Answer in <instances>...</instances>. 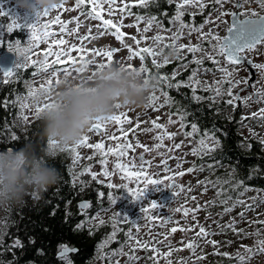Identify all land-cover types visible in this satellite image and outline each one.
Listing matches in <instances>:
<instances>
[{
    "label": "rangeland",
    "instance_id": "374dc122",
    "mask_svg": "<svg viewBox=\"0 0 264 264\" xmlns=\"http://www.w3.org/2000/svg\"><path fill=\"white\" fill-rule=\"evenodd\" d=\"M150 0H147V4ZM208 7L201 11L198 8H188L185 11V14H190L191 12H195L199 15V22L195 25H199L204 23L203 31L205 33L212 31L214 34L220 36L221 38L226 37L228 28L230 26V18L231 15H225L221 20H216L215 12L217 8H220L221 11L226 13H232L236 11V4L237 0H227L223 5H214L212 0H206ZM60 4H63L62 8H56L54 11L49 13L48 16L43 17L40 20V24H48L49 28L48 31L55 32L57 35L50 37L48 41L41 42L38 48H34L33 52L40 53L41 55H33V59H43L42 53L47 50L48 43L50 40L53 39H66L69 44H76L78 47L81 46V41L78 37L84 36L88 34L89 28L91 29L90 39L83 41V47L89 51H100L105 52L109 49L115 48L119 49L118 52L114 53L113 63H119L124 67H128L129 65L135 67L137 70L144 64L139 58H134L129 60L128 57L130 53L123 45L115 39V37L111 34V32H106L102 28H97V24L100 23L99 21L90 18L87 13L90 10V6L84 5L80 8L76 9V0H60ZM124 4H128L129 7L124 10L120 11L119 9L123 8ZM15 0H0V8L2 11L7 12L9 15L0 16V40H3L4 45L0 47V54L9 53L7 51V44L12 43L13 46L16 44L15 42L10 40L9 34L7 32V26L12 22L14 17L18 18L22 24H33L36 22L37 17L34 15L25 12L23 9H18L15 6ZM134 6H139L140 4L138 0H116V5H109L105 3L103 15L106 19H113L114 22L118 23L121 18H123V25L122 32L125 33V42L136 49V45L134 42L129 38L131 36H136L137 38L140 37V33L138 32L136 27H127V25H133L138 23L137 17H142L143 19L139 21V28L142 30L147 26V21L150 18H153L152 14L150 13H143L140 14L137 9H134ZM110 7L117 8V11L114 15H108V9ZM75 9V10H72ZM136 10L137 12L133 11ZM246 9L256 10L262 14L264 10L259 8V5L252 0L251 3L245 4L244 8H241L240 12L245 11ZM131 11V12H130ZM135 13V15H133ZM139 13V14H138ZM59 16L62 22L72 21L67 25L68 33H72V30L76 28V21L75 18L79 17L80 22V30L79 33L76 34H61L60 24L52 23L55 18ZM211 16L213 19V23H206L208 17ZM156 18V17H155ZM157 23H154L151 27V30L146 33L147 41L142 42L139 47H149L154 46L152 37L156 35H161L165 37H171L174 32L177 31L178 23L176 25L173 24V19H169L168 26H164L161 22H159L156 18ZM186 23V19H184ZM187 24V23H186ZM170 29V31H169ZM18 31V33H22V31L26 32V36L23 40H20L21 46H27V42L30 39V30L28 28L23 29H15L14 31ZM43 31V29H41ZM91 37H95L94 39ZM165 43H171V40H166ZM180 44L188 45L191 44H198L201 41L198 39V34L193 33L191 36L187 34V30H185V34L183 38L179 41ZM67 48V45L64 46ZM203 47L205 52L211 53L212 48L211 44L208 41H203ZM163 48V44L160 45L156 51H160ZM55 51V47L53 48ZM164 55L168 56L170 61L169 64L174 65L173 71H178V76H180L183 72L186 74V80L180 79L179 81H187L188 77L191 75V72L194 68L198 66L194 63H191L193 60V54L188 53L186 50L182 52L181 58L177 59L175 56L169 54V49L163 48ZM215 55V53H212ZM71 56L76 58L79 56V53L72 52ZM250 58L256 61V63H264V45L259 47L258 49L252 50L249 53ZM196 58H203L202 53H197ZM17 59V57H16ZM216 59L220 61L219 65L215 64L212 60L204 59L202 65L199 66L200 71L198 72V79L201 81V87L196 89L195 95L199 96V92H206L203 90V85H213L216 81L223 79V73L220 71V67H230L224 57L216 56ZM150 60V59H149ZM158 62L163 60V56L157 57ZM51 61V58H50ZM16 62V60H15ZM14 62V65H15ZM101 63H107V58L104 56L94 57V62L87 65L84 71L77 72L75 68L82 67L79 63L72 68L71 74L65 77L64 72L61 70L59 79L61 82L65 78H71L74 80H83V78L88 76H93V73L100 71L98 67ZM168 64V65H169ZM13 65V67H14ZM182 65H187V68L182 67ZM12 67V68H13ZM56 68H62L63 66H54ZM69 67H72L69 65ZM27 69H30L27 71ZM207 71H204V70ZM1 70V69H0ZM34 67L29 66L28 68H22L16 70L17 72H21L22 75H25L26 78L23 80L21 85L22 92L15 95L13 98L15 99V113L16 119H21V110H20V103L16 101L17 96L21 98L24 103H28L31 105L30 108L23 110V115L29 116V120L24 122V124H33L39 121L35 118V106L37 103L43 104L48 102L44 96H40L39 100H32V99H25L28 93V85H31L33 88H39L40 84L45 82L47 79L52 78L51 72L42 73L37 76H33ZM172 71V72H173ZM146 74V73H145ZM145 74H143L145 76ZM260 75V72H259ZM29 76H32L29 78ZM176 77V78H177ZM249 75L242 67L236 66V71L234 73L233 79L234 80H241V81H248ZM0 79H3V73L0 71ZM14 75L9 77L8 80L13 81ZM8 82V83H9ZM244 84L241 83L238 87L233 88V94H237L238 90L241 89ZM3 83H0V87ZM60 85V84H59ZM59 85L53 82L52 89H51V99L54 98L55 90L59 87ZM256 89L260 87H264V79H261L259 76V80L254 84ZM223 89H227L229 85L224 83L222 85ZM166 90L163 89H155L152 92V95L158 98L156 101L157 105L164 104L163 107H160L159 110H154L149 105L145 109H139L135 107H128V108H117L112 115H118L120 113H125L128 119L132 120V124H125L124 129L128 132L127 139L130 140L133 145L136 144L137 140L149 147L153 148V146L158 142L154 139V137L160 134L161 130L157 129L155 131H145V129H151L153 125L150 123L152 120H157L160 124L168 125L169 118H171L174 123L168 125L167 131L169 133H177L174 140L170 141L165 139L163 141L164 147L160 148L157 151H150L144 152L143 149L137 148L135 152L129 150L128 156L124 158L125 162L131 157H140L143 156L145 160L152 161L151 167H146L144 171L152 178L165 181L164 184L161 185H145L144 178L141 177L137 178H128L121 180V173L115 172V174L111 178L99 177L100 180H104L105 183H99L98 185H94L98 191H102L105 193V198L108 199L109 194L116 197L117 202L115 204H110L109 201H103V203L98 204L97 207H93L94 212L92 213V217L86 219L89 226L96 227L99 225L98 220H94L93 218L97 214V208L103 207L106 209L105 211H100V217L105 220V225L109 226L108 234L102 236V240L98 244L97 250L94 253L93 260H91L90 264H115V261H119V264H129L127 256H115L111 255L112 252L116 251L117 249L121 248L123 245L128 243L127 240V233L129 231L132 232L133 236L137 239L149 242V241H164L165 233L169 232L172 227H177L178 229L184 228L188 229L189 227L193 228V231H177L176 233L170 235L167 241L164 243H155L153 246L159 248L160 253H167L170 250L172 251V255L165 258L163 255L158 257V264H167V260H171L172 264H228V258L222 255H213V252H220L224 253L227 251L230 255L233 253H237L234 251L238 247V243L232 244V242L228 243V240H224L222 230L224 229L223 226L228 225L229 223L235 220L236 222V229L237 232L232 231L233 238H241V242L246 247H255L256 242L259 239H264V191L244 186L247 188V191L241 192L239 188H231L228 185H224L227 194L232 197V200L229 201L227 206H231L232 202L235 200L243 199L247 203H252V198L256 197L255 206L252 210H245L242 206H236L230 212H225L226 205L222 204L220 200L222 197H217L216 193L218 188L212 187L211 184L202 185L199 184L198 181H215L217 178H226L223 176H214V173H217L218 170L214 167L213 170H209L208 163L204 161L207 157L203 156H194L191 154L192 148L198 143V140L203 136V134L195 133L192 137H185L183 135L184 132H190L191 129L186 130V128H181L179 123V115L177 113L171 112V106L165 104V97L163 95L164 92L168 93L170 97V91L174 90V88H168L165 84ZM191 89V88H189ZM192 90V89H191ZM209 94L208 97H211L212 100L222 105V109H219L225 113L227 118L229 119L235 118L238 119L240 122V129L242 130V134L246 140H257L261 141L264 139V120H261L258 117H253L251 114L253 112H259V110L264 107L262 102L259 103H251L249 101V106H244L243 109L241 108L240 111L234 113V110L238 108L237 101L235 105H228L226 103L227 99L229 98L227 95L225 96H216L214 92L207 91ZM151 95V97H152ZM193 95V92H192ZM247 109V110H244ZM246 117V119H245ZM22 120V119H21ZM137 120H139V128H136ZM108 125V132L107 135H97L95 132H90L89 130L85 133V135L90 137V143H98L101 140L104 141L105 147L115 146V141L109 140L108 136L115 134L116 136L120 137L121 132L118 130V126L111 123L110 121L106 122ZM186 123V122H185ZM187 124V123H186ZM16 124H14L15 126ZM243 126V127H242ZM120 143H124V139L122 138ZM182 143V147L180 149H175L171 152L167 151L168 148H171L173 144ZM74 145H69L72 147ZM264 144H262V147ZM81 159L74 163V157L71 152H68L71 156L73 164L76 168L81 166H92V171L100 173L103 170V166L100 165L99 160L101 157L95 155L94 149H88L86 147H81L79 149ZM160 153V154H158ZM163 154V155H161ZM88 156H93L94 159L89 161L87 159ZM173 157H179L182 161H185L182 164V168L176 169V164L178 160ZM167 158V165L170 166L173 171L172 172H165L163 160ZM116 160L115 157L109 156L108 157V170L115 171L114 169V161ZM137 163L139 164V159H137ZM196 166L199 168L200 166L204 167V171H195L193 173H187L183 177H176L175 181L179 182V186H183L184 191L174 187L170 190V185L173 181L167 180L166 177L173 176L175 172L178 171H185L190 167ZM138 170V169H135ZM108 182L114 183L116 185L126 184L133 189V191L139 190L143 192L145 195L140 199L137 200L134 196H132L131 192L128 191L127 188H115L110 189L106 186ZM207 187V192L204 191V188ZM191 191H188V189ZM97 198H98V192ZM192 197L196 199L193 200ZM152 201H156L160 206L156 208H152L151 204ZM215 201V203H212ZM101 202V201H100ZM141 207L149 209L148 212H141ZM199 207V211L195 213V218L193 215L190 214L185 217L183 212H176L175 209L180 208L184 209L187 208L189 210L196 209ZM81 210V209H80ZM245 212V219H240V213ZM116 213L125 214L128 216V220H117L113 221L112 217ZM156 217V219H152ZM171 218L173 221H179L178 224L176 223H168L166 225H162L161 221L164 219ZM202 225L209 233H215V235H210L207 237V240H215L217 241V247L213 248V246L206 242L205 238H200L196 236V233L199 231L197 227ZM113 225L117 230V234L119 232H123V237L120 235L116 236L115 241L110 242L106 248L103 250L100 249L99 245L111 234L113 231ZM125 225V226H124ZM123 227V228H122ZM122 229V231H121ZM138 229V231H137ZM259 232L260 235L256 236L255 233ZM239 233V235L237 234ZM189 241H195L198 244V247L195 249V254H193L190 250L186 248V245ZM182 249V250H176ZM225 249V250H224ZM130 249L128 247H124V252H129ZM155 255L151 251H144V250H137L135 252V256L138 259L134 262V264H154V261L151 257ZM203 256V259H198L199 257ZM71 259V258H70ZM264 259V257H261ZM64 262V261H63Z\"/></svg>",
    "mask_w": 264,
    "mask_h": 264
},
{
    "label": "snow or ice",
    "instance_id": "6c2138e0",
    "mask_svg": "<svg viewBox=\"0 0 264 264\" xmlns=\"http://www.w3.org/2000/svg\"><path fill=\"white\" fill-rule=\"evenodd\" d=\"M139 4L141 6L147 5V0H138ZM169 3H175L176 4V14L173 17V24L176 25L178 23L177 31L172 34L171 37H165L161 35H156L152 37L153 45L149 47H139L142 42L147 41L146 33L151 30V27L154 23H157L156 18H150L147 21V26L144 29L139 28V21L142 20V17H137L138 23L133 25H127V27H136L138 32L140 33V37L137 38L136 36L129 37L134 44L137 46L134 50L133 47L125 42V33L122 32L123 25V18L116 23L113 21V19H106L103 15L104 11V5L105 3L109 5H116V0H76L75 8L78 9L81 6L88 5L90 6V10L87 13V15L99 21L100 23L97 24V28H102L106 32H111V34L115 37L117 41H119L124 48L128 50L130 53L128 59L132 60L134 58H139L142 62H145L142 64V66L137 70L135 67L129 65L127 68L124 67L126 70L139 72L141 74H148V77L151 78V72L149 71L147 67V61L150 59L151 65L154 69L157 70V73H159V70L167 66L170 61L168 59V56L164 55L163 48L169 49V54L175 56L177 59L181 58L182 52L187 51L188 53L193 54V60L191 63H194L197 65V68H194L191 72V75L188 77L187 81H177L176 77L179 74L178 71H173L171 74H163L158 75V81L162 84H166L168 88H174L176 90H179L180 88H191L193 95L192 99L199 102L201 99H203L200 96L195 95L196 89L201 87V81L198 79V72L200 71L199 66L203 64L204 59L212 60L215 64L219 65L220 61L216 59V56H221L225 58L226 63L230 67H220V71L223 73V79L216 81L213 85L204 84L203 90L204 91H212L215 93L216 96H225L227 95L229 98L227 99L226 103L228 105H235L236 101H243L244 106H249V101H252L254 96L256 98V102H264V87H260L259 89H256L255 86H253L254 92L252 95H248L245 97H240L238 94H233L232 89L238 87L241 83H247V81H241V80H234L233 76L236 71V66L241 65L242 63H251V61H246L245 54L248 52H251L252 50L256 49L258 45H264V15H261L260 12L256 10L246 9L243 12H232V13H226L220 10V8L216 9L215 12V18L216 20H221L223 16L225 15H231L234 20L233 23L229 26L228 32L229 35L226 37L221 38L220 36L214 34V32L209 31L205 33L203 31L204 29V23H201L199 25L195 24H186L183 21V16L185 14V11L188 10V8H198L201 11H203L205 8L208 7V4L206 3V0H168ZM214 5H223L227 0H212ZM252 0H237L236 7L237 8H244L245 4L251 3ZM255 2L259 5V8L261 10H264V0H255ZM63 4H60L57 6V8H62ZM129 7L128 4H124L123 8L119 9L120 11H124ZM75 10V9H72ZM117 11V8L110 7L108 9V15L112 16ZM9 15L7 12L2 11V8H0V16ZM49 12L47 10L44 11L41 18H37L36 22L33 24H22L18 18L14 17L12 22L7 26V32L12 33L15 29H23L28 28L30 30V39L27 42V46H21L20 42L17 41L15 46H13L12 43L7 44V51L9 53H13L17 59L15 62V65L10 70H0L3 73V79H0V83L6 84L9 82L8 78L12 77L16 70L22 69V68H28L30 65L34 67L33 76L40 75L42 73L51 72V77L47 79L45 82L41 83L39 88H33L31 85H28V93L27 97L25 99H32V100H39L40 96H44L45 99L48 102H45L43 104L37 103L35 106V118L39 119V116L41 113H43L45 110L51 108L53 106V101L51 99V89L53 82L55 81V84L59 85L61 83V80L59 79V75L61 70L64 72L65 77L71 74L72 68L75 67L78 63L82 65V67L75 68L77 72H82L85 70L87 65L94 62V57L104 56L107 58V63H101L98 65L100 70H103L105 67L109 66L113 60V56L115 52H118L119 49H109L105 52L100 51H89L86 50L83 47V41L90 39L91 29L89 28L88 34L84 36L78 37L81 41V46L78 47L76 44H69V42L66 39H53L50 40L48 43V48L45 50L42 55L43 59H33V55H41L40 53L33 52L34 48H38L39 44L41 42L48 41L50 37H53L57 35L55 32L48 31L49 25L44 24L41 25L39 22L40 20L48 16ZM193 18L195 17V13L192 14ZM237 16H240L242 18L235 19ZM76 21V28L72 30V33H68L67 25L69 23H72V21L68 22H62L60 17L57 16L55 20L52 22L54 24H60L61 34H76L79 33L80 30V22L79 17L75 18ZM206 23H213V19L211 16L208 17L206 20ZM157 26L159 27V24L157 23ZM43 29V31H41ZM185 30H187V34L191 36V34L196 33L198 34V39L201 41V43L198 44H191L188 45L180 44L179 41L183 38L185 34ZM170 31V29H169ZM95 38V37H91ZM166 40H171V43H165ZM203 41H208L211 44L212 52L208 53L205 52L203 47ZM163 44V48L158 52L156 51L157 48L160 47V45ZM4 42L3 40H0V47H3ZM67 45V48L64 46ZM55 47V51L53 48ZM72 52L79 53V56L76 58H73L71 56ZM197 53H202L203 58H196ZM212 53H215L213 55ZM158 56H163V60L159 61L157 60ZM51 58V61H50ZM3 59V54H0V60ZM63 66L62 68H56L54 66ZM71 65L72 67H69ZM182 67L187 68V65H182ZM253 68L258 70L260 72V78L264 79V63H256L252 65ZM204 71H207L206 69ZM96 73H93V76ZM224 83H227L229 87L227 89H223L222 85ZM165 97V104H168L171 106L173 104L172 98L168 96L167 92L163 93ZM157 97L155 94L151 97L150 107H152L154 110H159L160 107H163L164 104L157 105ZM16 101L20 103V110H21V119L24 122H27L29 120V116L23 115V110L28 109L31 107L30 104L24 103L19 96H17ZM3 106L7 107L8 102L2 101L0 102ZM118 109L121 107L119 104L116 106ZM179 115V123L180 127L186 128L189 125L185 123L186 119V113L184 111H178L177 113ZM253 117H258L261 120H264V107H262L259 112H253L251 114ZM159 118H157L158 120ZM246 119V117H245ZM157 120H152L150 123L153 125L151 129H145V131H155L157 129L161 130L160 134L156 135L154 139L158 141L153 148H149L143 144H141L138 140L135 145L127 139L128 132L125 131L124 125L125 124H132V120L127 118V115L125 113H120L118 115H111L107 118H98L97 121L92 125V127L89 129L90 132H95L97 135H107L108 132V125L107 121H110L111 123L118 126V130L121 132V136L118 137L115 134L108 136L109 140L115 141V146H109L105 147V143L103 140H101L98 143H90V137L87 135H84L82 139L75 144L72 147L69 146H61L58 142L50 140L48 142V148L50 151H52L54 154L57 151L60 152H71L74 157V163L78 162L81 159L79 149L81 147H86L88 149H94L95 155H98L100 158L99 163L103 166V170L100 173L93 172L92 166L89 165L85 167L80 173L73 172V185L76 183H80L83 185V181H78L76 179L77 176H84L85 174H88L91 176V179L93 181H97L99 183H105L104 180H100L99 177H105V178H111L115 172L121 173V180L128 179V178H144L145 185H161L164 184L165 181L158 180V179H152L145 171L144 169L146 167H151L152 161L145 160L143 156L140 157H131L126 162L124 160L125 157L128 156L129 150L132 152H135L137 148H141L144 150V152H150V151H157L164 147L163 141L165 139H168L170 141L174 140L177 133H169L167 131L168 125L174 123V121L169 118L168 125L160 124L157 122ZM139 120H137L136 128H139ZM191 131L190 132H184L183 135L185 137H192L195 133L198 132V126L196 123H191L190 125ZM124 139V143H120L119 141L121 139ZM14 140H16V137H13ZM182 143L173 144L171 148H168L167 151L171 152L173 148L180 149L182 147ZM261 144H264V139H261ZM244 147L250 148L251 145H243ZM220 147V141L212 134L204 133L203 136L198 140V143L192 148L191 154L194 156H200L203 158V156H211L212 159H215V157L212 155L215 153L218 148ZM160 154V153H158ZM163 155V154H161ZM112 156L115 157L116 160L114 161V169L115 171H109L108 170V157ZM178 160V163L176 164V169L182 168V164L185 161H182L179 157H173ZM87 159L89 161L93 160V156H88ZM137 159H139V164L137 163ZM164 170L165 172H172L173 169L167 165V158L163 160ZM209 170L214 169V165H208ZM138 169V170H135ZM195 171H204V167L200 166L197 168L196 166L190 167L185 171H178L175 172L173 176L166 177L167 180L173 181L172 184L168 185L169 187H177L175 185V178L176 177H183L187 173H193ZM199 184L202 185H208L211 184L212 187L218 188V191L216 193L217 197H222L220 202L225 207V212H230L235 208L236 206H242L245 208V210H252L255 206L256 197L252 198V203H247L243 199L235 200L232 202L231 206H227L229 204V201L232 200V197L227 194V191L225 190L224 185H228L231 188H239L241 192L247 191L248 189L244 187V181L238 180L235 177L234 172L232 174H229L226 178H217L215 181L205 180V181H198ZM106 186L110 189H115L117 187L119 188H127L129 192H131L132 196H134L137 200H140L145 194L139 190L133 191L131 187H129L126 184L116 185L114 183L108 182ZM181 191H184L183 186H179ZM207 187L204 188V191L207 192ZM188 191H191L189 188ZM35 196V195H33ZM105 198L104 192L98 193V199L101 201V204L103 203V200ZM193 200H195V197H192ZM108 200L110 204H115L117 202L116 197L109 194ZM212 203H215L213 201ZM160 205L156 201H152L151 207L156 208ZM78 207L83 211L85 209H88L92 207V205L88 202H82L78 205ZM103 207H100V209L97 211L96 216L93 218L94 220L99 221L98 226H104L105 220L100 217V211H105ZM149 209L141 207V212H148ZM176 212H183V215L187 217L190 212L193 215V218H195V213L199 211V207L196 209H175ZM119 218L120 220L127 221L128 216L121 213H116L112 220L115 221ZM152 219H156V217H153ZM240 219H245V212L242 211L240 213ZM168 223H176L178 224L179 221H173L171 218H168L166 220H162L161 224L166 225ZM264 223V222H262ZM78 229L83 228L84 225L80 224L77 226ZM197 227H199V231L196 233L197 237L205 238L206 242L211 244L213 248L217 247V241L215 240H207V237L210 235H215V233H209L204 227L199 226L197 224ZM226 229H230L233 232H237L236 229V222L233 220V222L229 223L226 226H223ZM193 231V228L189 227L188 229L177 227H172L169 232L163 234L164 235V241L168 240V237L177 231ZM138 231V229H137ZM239 235V233H237ZM256 236H259L260 233L256 232ZM117 236V230L115 228V225H113V231L111 234L99 245L100 249L106 248V246L112 242L115 241ZM127 240L128 243L123 245L121 248L117 249L116 251L112 252L111 255L113 257L115 256H127L129 264H134V262L138 259V257L135 256V252L137 250H144V251H151L155 255L151 257V259L154 261V264H158V257L163 255L165 258L172 255V251L170 250L167 253H160L159 248L153 246L155 243H164V241H149L144 242L139 239H137L135 236H133L132 232L129 231L127 233ZM31 243H35L34 241H31ZM230 243V242H229ZM12 248H18L22 249L24 247V244L20 239H15L12 246ZM124 247H128L130 249L129 252H124ZM198 247V244H196L195 241H189L186 245V248L190 250L193 254H195V249ZM176 250H182V249H176ZM76 249L68 247L66 245H62L59 250V258L60 260L64 261V264H72V261L70 259L69 253L75 252ZM264 253V239H259L256 242L255 247H246L243 249L242 252H237L235 254V264H250V260L252 257L256 254ZM213 255H222L229 259L230 264L233 260V257L229 256V253L224 252H213ZM204 257L201 256L198 259H203ZM115 264H119V261H115ZM167 264H172L171 260H167ZM184 264V262H182Z\"/></svg>",
    "mask_w": 264,
    "mask_h": 264
},
{
    "label": "trees",
    "instance_id": "16d2710c",
    "mask_svg": "<svg viewBox=\"0 0 264 264\" xmlns=\"http://www.w3.org/2000/svg\"><path fill=\"white\" fill-rule=\"evenodd\" d=\"M153 8L154 6L150 10ZM22 32L23 34L15 30L10 33V40L24 42L26 32ZM147 67L151 77L158 81V75L171 74L174 65L169 64L157 73L148 60ZM186 74L183 72L176 80H186ZM145 77L148 78L147 73ZM14 78L0 87V102H8L7 107L0 104V151L19 149L27 142L38 147L41 145L40 121L25 127L21 119H16L13 97L22 92L20 87L26 76L19 71L14 74ZM155 89L166 90L165 84L158 81ZM169 93L173 101L171 112L186 113L185 122L189 125L186 130L191 129V123H196L199 133L212 134L220 141V147L212 154L215 159L211 156L204 159L218 170L213 175L227 177L234 172L236 179L244 181V186L264 191V146L262 147L260 141L246 140L240 129V122L227 118L219 110L222 109L219 104L221 102L208 97V92H199V96L203 98L199 102L194 101L189 89L184 87ZM13 137L17 139L14 140ZM43 146L48 147L46 140ZM49 162L60 173V180L55 186L42 196L37 194L28 197L22 207L0 210V264H64L58 256L62 245L78 250V253L69 255L72 264H90L102 236L109 232L108 225L94 227L89 226L86 221L92 217L93 207L101 202L96 194L100 191L94 186L98 182L93 181L90 175L77 176L76 179L84 183L73 185V172L78 174L85 166L76 168L69 153L60 151ZM85 201L92 207L81 211L78 205ZM89 213L91 214L88 215ZM80 224L84 227L78 229ZM17 238L24 244L22 249L11 247Z\"/></svg>",
    "mask_w": 264,
    "mask_h": 264
},
{
    "label": "clouds",
    "instance_id": "9594fccd",
    "mask_svg": "<svg viewBox=\"0 0 264 264\" xmlns=\"http://www.w3.org/2000/svg\"><path fill=\"white\" fill-rule=\"evenodd\" d=\"M60 0H15V7L41 18L54 11ZM158 81L129 71L118 62L83 80L65 78L55 90L53 106L39 116L41 145L27 142L19 149L0 151V210L22 207L27 198L43 195L60 180L49 161L55 154L43 146L46 140L61 146L77 144L98 118H107L117 109H145ZM264 253L250 264H264Z\"/></svg>",
    "mask_w": 264,
    "mask_h": 264
},
{
    "label": "flooded vegetation",
    "instance_id": "af4514ba",
    "mask_svg": "<svg viewBox=\"0 0 264 264\" xmlns=\"http://www.w3.org/2000/svg\"><path fill=\"white\" fill-rule=\"evenodd\" d=\"M152 6H154V8L152 10H150ZM133 8L137 9L138 12H155L154 14H152V16L156 17L157 20L159 22H161L164 26H168L169 19H173V17L176 14V4L175 3H169L168 0H150V2L146 6H140V8H139V6H134ZM134 9H133V11L137 12ZM193 13H195V12H191L190 14H184L183 21H184V19H186V23L187 24H197V22H199V15L197 13H195V17L193 18V15H192ZM133 15H135V13ZM261 15H264V12ZM261 46H263V45H258L256 49H258ZM249 53L250 52L246 53L245 55L247 56V58L252 60L253 64H256V61L253 60L252 58H250ZM239 67H242L245 70V72H247L248 75H249V69L245 65H239ZM256 72H257V81H258L260 75H259V71L258 70H256ZM249 78H250V75H249ZM249 78H248L247 83L244 84V86L241 89H239L238 92H237V94L240 97H245V96H248V95H252L253 92H254L253 86H254V84H256L257 81L252 83V87L249 88ZM187 89H189V88H187ZM189 91L191 92V96H192V90L189 89ZM251 103H254V104L258 103V102H256L255 96H254L253 100L251 101ZM262 103L264 104V102H262ZM237 104H238V108L236 110H234V113L240 111L241 108L243 109V101L242 100L241 101H237ZM244 110H247V109H244ZM234 120H238V119L234 118ZM24 125L26 127V126H29L30 124H28V125L24 124ZM175 182H177V181H175ZM177 183H179V182H177ZM176 188L179 189V184L177 185ZM85 210H83V211H85ZM90 214L91 213H89L88 215H90ZM164 220H166V219H164ZM198 230H199V228H198ZM121 231H122V229H121ZM221 233H223L224 240L225 241L228 240L227 241L228 243H229V241L232 242L233 245H234V243H238V247L234 251H237V252H242L243 251L244 246H243V244L241 242V238L240 237L236 238V239L233 238L232 231L230 229H226V228H224ZM117 235H120V236L123 237V232H119ZM229 256L233 257V260L231 261V264H235V259H234L235 253H233L232 255L229 254ZM228 264H230L229 259H228Z\"/></svg>",
    "mask_w": 264,
    "mask_h": 264
},
{
    "label": "water",
    "instance_id": "95a60500",
    "mask_svg": "<svg viewBox=\"0 0 264 264\" xmlns=\"http://www.w3.org/2000/svg\"><path fill=\"white\" fill-rule=\"evenodd\" d=\"M240 10H241V8H237L236 7V11L235 12H240ZM240 18H241L240 16H237L235 19H240ZM233 20H234V18L231 16L230 25L233 23ZM228 35H229V32L227 31L226 36H228ZM245 59H246V61H251V63L245 62V63L241 64V65H245L249 69V75H250L249 88H251L252 87V83L257 81V72H256L255 68L252 67V64H253L252 60L247 58L246 55H245ZM15 60H16V56L13 53H4L3 59L0 60V69L1 70H10V69H12ZM175 185H178V183L175 182ZM173 188L174 187H170V190H172ZM85 202H87V201H85ZM76 253H78L77 249H76L75 252L69 253V255L76 254ZM58 256H59V254H58Z\"/></svg>",
    "mask_w": 264,
    "mask_h": 264
}]
</instances>
